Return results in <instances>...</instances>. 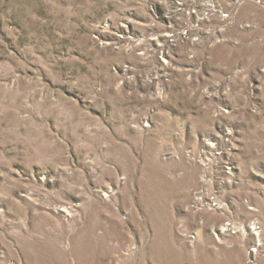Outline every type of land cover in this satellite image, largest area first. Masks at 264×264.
<instances>
[{"label":"rangeland","instance_id":"rangeland-1","mask_svg":"<svg viewBox=\"0 0 264 264\" xmlns=\"http://www.w3.org/2000/svg\"><path fill=\"white\" fill-rule=\"evenodd\" d=\"M0 264H264V0H0Z\"/></svg>","mask_w":264,"mask_h":264},{"label":"bare ground","instance_id":"bare-ground-1","mask_svg":"<svg viewBox=\"0 0 264 264\" xmlns=\"http://www.w3.org/2000/svg\"><path fill=\"white\" fill-rule=\"evenodd\" d=\"M197 3H198V2H197ZM196 5H197V4H196ZM207 6H208V5H207ZM207 6H206V7H207ZM209 7H210V6H209ZM209 7H208V8H209ZM213 11H214V10H213ZM199 198H200V197H199ZM207 209H208V208H207ZM205 210H206V209H205ZM234 229H235V228H234ZM244 229H245V228H244Z\"/></svg>","mask_w":264,"mask_h":264}]
</instances>
